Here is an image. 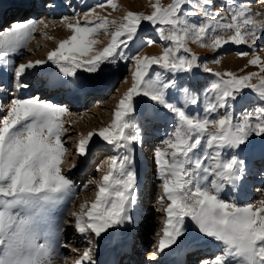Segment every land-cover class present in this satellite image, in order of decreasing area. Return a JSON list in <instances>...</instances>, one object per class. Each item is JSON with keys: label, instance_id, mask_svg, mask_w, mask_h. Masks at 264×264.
Wrapping results in <instances>:
<instances>
[{"label": "snow or ice", "instance_id": "snow-or-ice-1", "mask_svg": "<svg viewBox=\"0 0 264 264\" xmlns=\"http://www.w3.org/2000/svg\"><path fill=\"white\" fill-rule=\"evenodd\" d=\"M150 6V14L127 11L120 20H110L95 12V7L117 9L116 0H106L90 8L83 20L77 18L72 23L64 17L61 22L71 35L59 41L47 54V61H28L13 69L17 91L28 87L21 82L24 73L46 62L71 78L61 86L86 90L93 76L103 73L106 66L121 61H131L134 66L131 87L118 101L111 124L89 132L78 142L76 152L81 157L87 156L94 135L127 154L109 157L107 170L93 181L97 186L95 199L90 206L85 201L80 211L73 213L74 227L81 234L91 232L101 237L133 220L131 212L138 197L132 146L142 142L134 123V98H146L149 108L142 113L145 121L161 108L173 116V130L166 133L162 147L154 153L164 194L158 199L168 201L159 251L163 254L165 249L172 252L198 244L196 238L187 239L190 222L204 241L217 242L216 254L199 264H264V200L258 207L241 206L221 196L226 186L243 183L247 165L242 157L264 160V59L254 54L248 61V65L260 67L259 73H214L219 79L206 90L211 95L201 112L188 111L189 105L200 101L177 79V74L191 72L196 65L189 40L213 49L228 43L254 48L264 36V19H256L264 17V12L254 10L244 0H223L219 8H215V0H171L167 5L155 0ZM192 17L202 19L197 23ZM144 21L157 26L160 39L169 42L168 46L159 55L129 56ZM37 23L27 19L0 27V62L11 64L7 58L26 47ZM109 25L116 27L110 29ZM101 32L110 33V39L98 49L96 45L103 41L96 37ZM154 43L147 41L149 46ZM182 50L190 56L180 54ZM80 70L89 75H79ZM254 77L258 83L252 82ZM245 89L258 94L260 103L235 116L232 108L243 100ZM174 90L181 94L179 104L170 99ZM68 111L66 106L39 97L13 96L0 119V264H51L65 221L54 220L50 214L72 191V181L61 169L66 152L62 117ZM41 238L44 243H39ZM89 243L93 244L91 237ZM94 249V244L85 249L75 264H93Z\"/></svg>", "mask_w": 264, "mask_h": 264}, {"label": "rangeland", "instance_id": "rangeland-1", "mask_svg": "<svg viewBox=\"0 0 264 264\" xmlns=\"http://www.w3.org/2000/svg\"><path fill=\"white\" fill-rule=\"evenodd\" d=\"M2 1L4 0H0V2ZM153 2L155 0H116L118 7L113 10L111 7H95L105 4L106 0H29L26 7L27 16L23 20L34 19L38 22L33 38L28 41L26 47L7 58L11 64L0 62V119L7 113L13 96H16L18 98L39 97L66 106L69 115L79 120L77 124H74L63 119L66 132L62 134V140L66 152L61 169L63 174L72 181V191L68 193L65 201L60 203L61 206L57 205L58 208L53 209L54 212L57 210L58 213L50 214L54 220L65 221L59 234V246L50 257L51 264H75L84 250L92 247L93 244L95 245L92 253L93 264H110L108 260L106 261L108 257H112L114 264H199L201 259L197 255L198 253L202 252L201 255L207 253V258H210L217 252L216 248L215 251L213 250V255L208 251L211 250V244L215 243L216 245L217 242L204 241L198 236L193 224L189 222L187 224L189 228L187 239L196 238L199 243L191 247L185 246L175 249L172 252L165 249L164 252H167L168 261L158 259L161 255L158 247L159 239L163 235L166 220L164 209L167 207L168 201L165 199L161 203L158 199L164 194L160 187L162 181L157 179L158 170L154 153L158 147H162L161 141L165 138L166 133L173 130V116L161 108L154 113L152 119L145 121L142 113L149 108L146 98H134V104L137 108L134 123L141 132L142 142L132 146L133 166L137 173L138 197L137 204L131 212L133 220L130 223L110 229L107 234H102L101 237H95L91 232L81 234L74 227L75 217L73 213H78L80 205L85 201L90 206L91 201L95 199L97 186L93 181H98L107 170L109 157L127 154L125 149H114L112 145L107 144L98 135L90 141L86 157L79 156L76 148L80 139L89 132L98 131L99 128L103 127L100 124L104 118L114 116L118 101L132 84L131 73L134 66L131 61H121L115 65H108L103 73L94 75L90 83H101L104 85L103 89L99 92H89L76 104L72 103L71 95L68 94L71 89L61 86L62 82L71 78L64 77L59 67L51 62L28 69L24 73L21 82L28 84L26 89L17 91L13 87L15 83L13 69L15 66L39 59L47 61V53L55 49L60 40L71 35V31L61 22L62 18L67 17L69 18L68 22L72 23L77 18L83 20L85 13L90 8L95 7V12L100 16L107 15L110 20H120L127 11L150 14L152 11L150 5ZM244 2L250 3L254 10L264 12V0H244ZM161 3L167 5L171 3V0H161ZM222 3L223 0H215V8H219ZM54 5L57 6L53 7ZM18 8L19 5L11 1L0 5V27L7 28L8 23L5 21L15 17L14 14L18 12ZM95 18V16H89V19ZM190 19L198 23L202 17ZM256 19H264V17L258 16ZM41 20L46 23L47 27L40 25L39 21ZM51 22L54 24L48 25ZM115 27L116 25H109L110 29H115ZM156 27L148 21L142 22L136 41L130 45L129 56H134L137 53L140 55H159L164 47L168 46L169 42L160 39ZM96 38L103 41V43L96 45L100 49L110 39V33L105 35L101 32ZM148 40H153L155 43L149 46ZM188 47L197 56L196 65L191 72L177 74V79L181 87H189L200 101L196 105L188 106L190 112H201L208 102L211 94L207 93L206 90L214 81L219 79L214 73L232 72L237 75H245L249 72L259 73L260 67L248 65V61L254 54L264 59V36L257 40L254 48L243 44L228 43L219 49H213L193 43L191 40L188 41ZM241 52L248 53V55L241 57L239 55ZM180 54L190 56V53L183 52V50ZM154 68L159 70L157 66ZM206 68L211 69V71H206ZM79 75L86 76L89 74L80 70ZM167 75L171 76L170 73ZM55 77L61 78V80L54 85H45V82ZM252 82L258 83V77H254ZM170 99L178 104L182 102L181 94L175 90ZM259 103L258 94L250 89H245L243 100L237 103L232 111L235 116H239L244 109L251 111ZM255 141L259 142L260 138L255 137ZM101 153H104L107 159V164L103 168L100 167L104 160L100 161ZM242 158H245L247 165L243 183L235 187L226 186L221 196L237 205L252 204L257 206L264 200V160L251 156ZM142 162H145L144 167ZM144 205L146 207H143ZM90 237L93 244L89 243ZM39 243H44L43 238L39 240ZM63 245H67V247H63ZM128 247L132 248L131 251L127 249ZM149 253L155 257H149ZM84 264H88V262L86 261Z\"/></svg>", "mask_w": 264, "mask_h": 264}, {"label": "bare ground", "instance_id": "bare-ground-1", "mask_svg": "<svg viewBox=\"0 0 264 264\" xmlns=\"http://www.w3.org/2000/svg\"><path fill=\"white\" fill-rule=\"evenodd\" d=\"M13 2V3H15V4H18L19 5V10L18 11H23L24 10V12H23V16L22 15H20V16H15V17H13V18H11L10 20H8L9 21V23L11 24L13 21H18V20H23V19H25L26 18V7L28 6V1L29 0H4V1H2V2H0L1 4L0 5H4V4H7V2ZM56 1V0H55ZM56 3V2H55ZM50 5V4H49ZM57 5H54L53 7H56ZM50 9V8H49ZM25 13V14H24ZM55 13V12H54ZM22 16V17H21ZM10 24H8L7 25V27L10 25ZM45 22L43 23V24H40V25H42V26H45ZM51 24H54V23H48V25H51ZM38 27V26H37ZM50 52V51H49ZM48 52V53H49ZM47 53V54H48ZM40 60V59H39ZM46 63H48V62H46ZM48 66V65H47ZM43 70V69H42ZM61 80V78H58V77H55V78H52L50 81H47V82H45V85L46 86H49L50 84H53L54 85V83H56V82H59ZM103 86L104 85H102L101 83H90V86L86 89V90H74V89H71L70 90V92L68 93V94H70L71 96H70V98H71V100H72V103L73 104H76L77 102H79L80 101V99L82 98L83 99V97L84 96H86L89 92H99V91H101L102 89H103ZM46 89V88H45ZM69 97V96H68ZM96 102V101H95ZM1 110V109H0ZM138 116V115H137ZM114 117V116H113ZM113 117H108V118H104L103 120H102V122H101V126H103V127H106V126H109L110 124H111V122H112V120L114 119ZM62 119H64V120H66L68 123H74V124H77L78 123V118H75L74 116H72V115H69V112H68V115H64L63 117H62ZM66 122V123H67ZM102 127V128H103ZM100 129V128H99ZM91 132H93V131H91ZM94 138H96V135H94L93 137H92V140L94 139ZM102 139V138H101ZM103 140V139H102ZM103 142V141H102ZM102 155H101V157H100V161L102 162V159H104L103 160V163L101 164V168H103V166H105L106 164H107V159H106V155L104 154V153H101ZM145 161V160H144ZM88 164V163H87ZM87 164H85L86 166H87ZM142 166L144 167L145 166V162H142ZM85 167V166H84ZM98 168V167H97ZM101 172V171H100ZM92 202V201H91ZM60 205V204H59ZM147 205V204H146ZM146 205H144L143 207H146ZM61 206V205H60ZM258 206H260V204H258L257 205V207ZM58 207H56L55 209H57ZM55 210H52V212H51V214L54 212ZM59 211V210H58ZM61 211V210H60ZM56 212H57V210H56ZM56 212H54L53 213V215L54 214H57ZM61 213V212H60ZM215 243H212L211 244V246H210V249L211 250H208L209 251V253H212V255H213V250L215 251ZM128 250H130L131 251V249L132 248H130V247H128L127 248ZM151 253H149L148 254V256L149 257H155V256H153V255H150ZM201 254H203L202 252L201 253H198L197 255L199 256V257H202V258H207V253L205 254V255H201ZM108 255V254H107ZM148 257V258H149ZM105 258H107V257H105ZM104 258V259H105ZM167 258H168V255H167V252H164L163 254L161 253V255H160V257L158 258V259H161V260H163V261H165V260H167ZM210 258H211V256H210ZM109 261V263L110 264H114L115 262H113V259H112V257L110 258V257H108V259H106V261ZM168 261V260H167ZM102 262V261H101ZM173 262H175V261H173ZM171 263V262H170ZM127 264H131V263H127Z\"/></svg>", "mask_w": 264, "mask_h": 264}]
</instances>
